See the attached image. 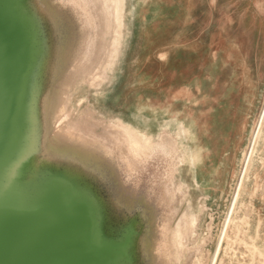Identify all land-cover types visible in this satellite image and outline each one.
<instances>
[{
	"label": "water",
	"instance_id": "95a60500",
	"mask_svg": "<svg viewBox=\"0 0 264 264\" xmlns=\"http://www.w3.org/2000/svg\"><path fill=\"white\" fill-rule=\"evenodd\" d=\"M127 5L116 28L105 0H0V264H207L209 197L182 123L107 119L90 103L121 82ZM117 123L156 143L170 123V155H136Z\"/></svg>",
	"mask_w": 264,
	"mask_h": 264
},
{
	"label": "crops",
	"instance_id": "0c3cea01",
	"mask_svg": "<svg viewBox=\"0 0 264 264\" xmlns=\"http://www.w3.org/2000/svg\"><path fill=\"white\" fill-rule=\"evenodd\" d=\"M160 25V19L153 24L146 19L144 28L135 30L133 51L150 50L137 68L139 104L146 117L155 119L159 108L166 109L170 120L184 124L196 182L209 203L220 207L230 198L261 112L264 5L255 0H203L200 62L191 56L179 71L171 67V47L157 49ZM137 39L142 40L138 45ZM130 71L124 68L128 77ZM128 77L122 83L129 92Z\"/></svg>",
	"mask_w": 264,
	"mask_h": 264
},
{
	"label": "rangeland",
	"instance_id": "374dc122",
	"mask_svg": "<svg viewBox=\"0 0 264 264\" xmlns=\"http://www.w3.org/2000/svg\"><path fill=\"white\" fill-rule=\"evenodd\" d=\"M255 1L264 5V0ZM202 5L203 0H186V3L181 5L177 1H174L172 4H170L169 2L161 0H128L127 6L129 9L127 11L126 23L127 26L131 28L132 37L129 44L128 54L125 53V55H123L118 65L123 66L124 68L130 67L131 71L129 77L124 74L125 72L123 71V74L120 76L122 78L121 82L115 88L110 101H107L105 90L96 92L93 91L90 97V103L92 106H94L95 111H97L98 114L103 115L107 119L112 117H122L123 114L126 119L129 118L131 121H137L138 116L143 114L140 113L142 107H140L139 104V92L136 91L135 88L139 79L137 68L140 65V58H144L146 55H148L150 50L147 49L145 53L141 54L140 47L139 50L137 48L135 51H133V46L135 44V41L133 42V40L135 30L140 27V29H143L146 19L148 22H151V24L160 19L161 25L157 30V37L159 39L157 41V45H159L157 46V49L159 50L162 46L171 47L172 51L174 52V57L172 58L173 60L171 64L173 70L179 71V68L184 69V66L182 67L184 64L183 62H189L191 56H194V59H196L197 62H200L201 36L203 31ZM140 41L142 40H136L137 45L140 43ZM157 49H155V51ZM158 50L157 52H159ZM153 52L154 50L152 53ZM127 77L129 78V92L127 91V86L125 87L123 85V83L125 84V79H127ZM190 77L191 75L188 76L189 79ZM263 99L264 98L262 97L261 112ZM261 112L257 120H255L251 130L249 146L247 151H245V153H248V155L250 154L249 148L253 141V137L257 131L258 121L261 118ZM157 114L158 117L155 118V120L158 123H160V121L163 122L164 120H169V113L166 111V109L162 111L159 108ZM243 160L244 158L241 160L239 177L244 170L245 164L243 163ZM238 181L239 178L235 182L230 198L226 202L217 205L220 207H215L214 204L209 203L208 206L211 211H206L201 217L198 230L199 236L202 237L201 239L210 237V241L206 247V253L209 255L207 264H210V257L212 258L215 253L218 239L229 213L232 197L234 195ZM196 199L197 197L193 196L191 193V200L197 207L198 202ZM240 204H243L244 207L241 208V206H239L237 208L235 211V218L238 217L239 219H243L244 217L249 216L251 219V225L254 228L259 223H262L261 235L264 236V138L260 141L258 150L253 156L252 168L249 173V179L246 182L244 192L241 196ZM231 231L232 229L230 230V235L231 237H234ZM252 231L251 234H253ZM261 242L264 245V240ZM227 247L228 245L225 242L218 264H221L222 261H224L225 264L230 263V258L228 259L225 257ZM241 258V256L238 257V259ZM233 262L235 264L238 263L237 260H234Z\"/></svg>",
	"mask_w": 264,
	"mask_h": 264
},
{
	"label": "bare ground",
	"instance_id": "6f19581e",
	"mask_svg": "<svg viewBox=\"0 0 264 264\" xmlns=\"http://www.w3.org/2000/svg\"><path fill=\"white\" fill-rule=\"evenodd\" d=\"M106 2H110L113 6L112 15L114 19V24L116 28H121V23L123 19V10H124V0H105ZM116 47V46H115ZM116 56H112L111 63H114ZM140 113H143L140 110ZM117 130L122 132L127 139L128 144L130 145L132 151L136 155H142L151 153L154 151H162L165 154H169L171 152L170 144H165L166 136L169 137V127L170 123H165L161 127L162 135H160L157 139L156 143L153 138H143L140 136L138 131L132 129L131 127L125 126L123 124L117 123L115 126ZM188 132V131H187ZM178 137L184 139L186 134V130L184 125H179ZM264 138V114L259 119L257 124V131L253 137V141L250 146V154L244 153L242 158H244L243 163L244 170L238 175L239 181L237 183L234 195L232 197V203L229 209V213L224 223V227L219 236L217 247L212 258L210 257V264H218L220 255L223 250L224 243L226 242L228 247L225 252V257L230 258L229 264H235L233 261L237 260V264H264V245L261 241L264 240V236L261 235L262 223H259L255 228L252 227L249 216L244 217L243 219L235 218V211L239 206L241 208L244 207L243 204H240L241 196L244 192L245 185L247 180L249 179V173L252 168L253 156L256 154L258 150V146L260 141ZM174 153V149H172ZM247 151V150H246ZM242 160V159H241ZM182 164L183 161L180 160ZM192 164L193 159H192ZM203 209V208H202ZM204 210V209H203ZM197 224V216L190 215L187 216L185 222L179 225L175 238L180 244H183L187 239L190 240V237H193L194 231L196 229ZM232 229V234L234 237H231L230 230ZM253 230V231H252ZM251 231L253 234H251ZM243 250V252H242ZM230 252V253H229ZM241 259H238L240 256ZM209 257V255H208ZM207 257V258H208ZM241 260V261H240ZM195 264H204L203 254L201 257H197ZM221 264H225L224 261Z\"/></svg>",
	"mask_w": 264,
	"mask_h": 264
},
{
	"label": "built area",
	"instance_id": "2783aa9c",
	"mask_svg": "<svg viewBox=\"0 0 264 264\" xmlns=\"http://www.w3.org/2000/svg\"><path fill=\"white\" fill-rule=\"evenodd\" d=\"M263 98H264V94H263ZM263 114H264V99H263V102H262V112H261V117H262Z\"/></svg>",
	"mask_w": 264,
	"mask_h": 264
}]
</instances>
